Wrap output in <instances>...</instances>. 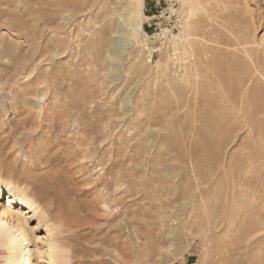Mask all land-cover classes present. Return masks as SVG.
Returning <instances> with one entry per match:
<instances>
[{
    "label": "rangeland",
    "instance_id": "obj_1",
    "mask_svg": "<svg viewBox=\"0 0 264 264\" xmlns=\"http://www.w3.org/2000/svg\"><path fill=\"white\" fill-rule=\"evenodd\" d=\"M7 182L34 264H264V0H0Z\"/></svg>",
    "mask_w": 264,
    "mask_h": 264
},
{
    "label": "bare ground",
    "instance_id": "obj_2",
    "mask_svg": "<svg viewBox=\"0 0 264 264\" xmlns=\"http://www.w3.org/2000/svg\"><path fill=\"white\" fill-rule=\"evenodd\" d=\"M141 28L142 27L140 24L134 29L135 31H139L141 30ZM2 192H5V194L8 195L9 205H13L14 203H16L18 205H21L24 209H29V213L33 212L34 215L42 214L39 210L38 205L30 196V194L27 193L26 190L19 188L12 182H7L4 186H1L0 195ZM46 199L49 203H54L55 205L54 212L52 213H56L57 215L63 217V214L60 211V207H62L63 203L62 196L58 195L56 192H52V194L48 195ZM50 213L51 212L42 214L43 218L51 219ZM66 215L67 219H70V216L74 215V213H66ZM14 218L17 219L15 220ZM46 225L48 227L51 226L47 224V221ZM30 242V236L28 234L26 223L22 222L20 218L14 217L13 214L10 213V210L8 208L0 210V248L7 250L8 264H32L35 261V258L41 257V255L44 254V251L39 246L34 249H30L28 245ZM68 253L69 250L60 245L57 240L54 241L51 239L47 242L46 255L47 260L50 264H61V262H64V264H68Z\"/></svg>",
    "mask_w": 264,
    "mask_h": 264
}]
</instances>
